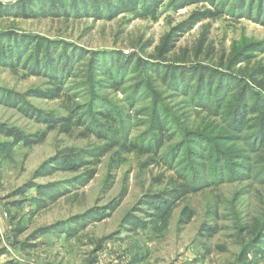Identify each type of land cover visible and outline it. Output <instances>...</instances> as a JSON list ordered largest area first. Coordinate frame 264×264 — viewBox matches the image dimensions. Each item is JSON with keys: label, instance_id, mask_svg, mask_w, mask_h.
I'll return each mask as SVG.
<instances>
[{"label": "rangeland", "instance_id": "rangeland-1", "mask_svg": "<svg viewBox=\"0 0 264 264\" xmlns=\"http://www.w3.org/2000/svg\"><path fill=\"white\" fill-rule=\"evenodd\" d=\"M23 1L0 0V4ZM39 2L36 0L37 7ZM32 4L30 2L26 6ZM164 6L165 2L148 16L125 12L113 19L98 21H92L90 17L33 18L0 14L2 32H27L79 44L88 51L104 50L107 52L97 57L94 65L103 68L110 59L109 66L115 65L113 70L126 72L124 83L114 90L102 69L94 72L88 69L94 58L85 54L80 65L75 67L76 74L64 82L60 97L51 99L36 93L53 88L46 77L28 73L20 67L0 65V90L11 92L10 100L17 103L0 102V250L5 252L0 255V264H238L237 257L250 241L252 243L260 225L264 224V182L251 178L261 172L264 150L253 152L248 145H241L239 139H217L238 134L230 122L223 119L227 109L217 115L196 110L186 96L160 82L157 73L147 68L125 69L131 58L109 55L108 52L135 54L148 63L182 59L191 65L228 68L243 78L242 81H233L236 85L232 91L234 99L242 88L246 91V86L264 92V24L223 13L169 37L173 26L186 21L192 13L211 6L192 3L178 10ZM66 47L68 52H72L73 48ZM26 49L27 46L23 53ZM238 51H242L241 62L229 65ZM52 53L57 56L54 63L59 64L66 51L55 45ZM29 54L27 57H32ZM135 62L136 58L132 66ZM43 63H48V60L43 59ZM159 71V75L164 76V71ZM166 72L172 74L169 70ZM183 75L187 76L179 81L181 85H184L186 77H209L205 73L194 72ZM90 97L111 100L115 107L126 108L129 113L133 108L134 111L140 109V114L132 113L131 135L148 128L159 99L158 105L166 110L170 119L168 128L174 126L170 128V131H175L172 144L183 136L184 129L203 130L201 122L209 120L214 129L206 132L216 138L221 148L229 146L231 151H237L240 156L236 155V159L248 169L242 168L238 174L250 177L230 180L227 174L231 169L227 167V179L224 176V180L215 185L205 177V171L199 169L202 171L197 179L205 180L207 186L183 195L168 207L165 202L156 201L159 207L151 209L150 213V206L140 201L147 194L169 191L172 188L169 180L175 176V169L160 160L153 163L157 158L150 159L149 154L116 145L102 157L91 180L71 188L69 193L57 196L55 200L43 199L35 188L17 193V189L33 180L37 185L64 184L65 180L92 166L84 165L77 172L66 167L54 169L38 177H35V170L60 152L82 153L103 144V140L92 135L84 137L81 128L72 126L70 121L62 120L47 128L45 123L26 115L22 108L60 116L76 115L79 110L86 109ZM3 130L30 136L44 132V136L27 144L14 141V137ZM180 157L183 160L176 166L184 171L195 170L192 168L194 160H197L196 154L185 150L176 160ZM149 159L151 161L146 163ZM107 173H111L113 178L104 185ZM64 188L68 189L66 185ZM122 188H126V192L120 197ZM107 205H110L109 209H106ZM89 209L101 210L104 217L77 226L78 216ZM131 212L138 218L136 226L124 220ZM206 226L216 228L212 235L204 230ZM43 227L47 228L46 231L31 237ZM52 228L58 230L51 231ZM70 228H74L71 234L68 233ZM248 256L250 263L247 264H264V244L262 247L260 244L257 253Z\"/></svg>", "mask_w": 264, "mask_h": 264}, {"label": "trees", "instance_id": "trees-1", "mask_svg": "<svg viewBox=\"0 0 264 264\" xmlns=\"http://www.w3.org/2000/svg\"><path fill=\"white\" fill-rule=\"evenodd\" d=\"M39 7L36 5V0H24L23 2L15 3H4L0 4V14L12 15L17 17H59V18H72L79 19L81 17H90L92 21L108 20L113 19L118 15H122L125 12H129L135 16H148V13H154L157 8L165 2V6L174 10L183 8L186 5L192 3H200L205 5L206 3L211 8H205L201 11H197L188 16V19L178 25L172 27L169 32L170 34L177 35L184 28L190 27L197 24L205 19L214 18L223 13H228L235 18H249L264 24V0H38ZM32 2V5H28ZM164 6V7H165ZM14 7V8H13ZM22 7V8H20ZM13 8V11L11 9ZM17 8V10H15ZM21 9V11H19ZM152 13V14H153ZM178 39V38H177ZM175 40V39H174ZM177 41V40H176ZM175 41V44H176ZM9 43V45H8ZM7 44V45H6ZM55 45L63 47L66 54L59 60V64H55L54 53H52ZM27 46V49L23 53V49ZM66 46L72 49V52H68ZM174 48V45L171 49ZM31 54H29L30 52ZM86 48L79 44H74L59 39H51L47 36L33 35L27 32L17 31H0V65L20 67L26 70L28 73L42 75L47 78V81L53 86L49 91L43 92L38 91L37 95L46 96L51 99L60 97L59 91L64 88L63 84L67 77H70L75 73V67L80 65L85 54H89L90 57L94 58L92 65L88 66V69L93 71L95 69H102L109 80L111 87L114 90H118L124 83V76L126 72L122 70L116 72L113 70V66H109L110 59L106 61L103 68L94 65L97 57L105 54L107 51L104 50H93L88 51ZM242 51L236 52L229 65H236L241 62L243 55ZM109 55H122V57H130L127 68L136 67L138 69H150L152 72L157 73V78L160 82L164 83L166 87L178 91L188 99L190 105L196 109L206 112L209 115H217L222 113L223 110L227 109V114L223 116L230 122V126L233 130H236L238 134H229L230 138L220 136L217 139H225V141H233L239 139L241 145H248L251 151L258 152L264 150V92L255 90L249 86L242 88L234 97L232 91L236 89V85L233 81H242L241 75L233 73L228 68L219 69L212 67H204L203 65H191L185 60L179 59L176 62H167L163 59L157 60V62L148 63L146 60L137 57L135 54L125 55L122 51H110ZM29 54L32 57H27ZM28 55V56H29ZM44 57V58H43ZM136 58L134 66H132L133 59ZM48 60V63L42 65V60ZM31 63V64H30ZM45 65V66H44ZM44 66V67H43ZM130 70V69H129ZM159 70H163L164 76H160ZM171 71L165 73V71ZM213 70V71H212ZM205 73L209 77H186L184 85L179 84L182 78L187 75L183 73ZM206 78V79H205ZM250 92V94H248ZM11 92L8 90H0V102L2 104H17L10 100ZM132 101L136 102L135 99L131 98ZM159 99H157V108L152 116L151 122L144 130L140 131L136 135L132 134L131 118L132 113L140 114L141 110H132L131 113L127 112L126 108H117L111 103V100L101 97H90L87 102L85 110H79L76 115L68 114L67 116H60L57 114L42 112V111H30L22 110L37 122H43L47 128H52L59 121H66L72 126L81 128L82 135L88 137L90 135L103 140V144L96 146L93 150L82 153H58V155L49 158L38 166L35 170V177L42 176L52 172L54 169H69L77 172L84 165H91L92 167L86 168L83 172L67 179L64 184H53L48 183L47 185L34 184V180L26 183L22 188L17 189V193H22L25 189L35 188L36 192L43 197V199L55 200L57 196L64 195L70 192L71 188L77 185H84L94 177L95 169L100 163L103 156H105L111 147L116 145H122L124 148L134 149L137 152L149 154L150 159H155L153 163L160 162L167 165L168 167L174 168L175 176L172 181V188L169 191L157 194H147L146 200L140 201L151 209H158L157 202H165L166 207L170 206L171 203L186 195L188 193L195 192L200 188H204L208 185L205 180L197 179V176L203 169L204 175L207 179L210 178L211 182L215 185L224 180L225 169L227 167L230 170L227 176L230 180L249 178L250 176L238 174L242 171V168L248 171L247 166L236 159V155H239L237 151H231L230 148H221L217 144L216 138L210 136L207 131L214 129L213 123L201 122L203 130L190 129L183 130V136L177 139V142L172 144L173 134L175 131H170L174 126L168 128L170 119L168 118L167 112L164 108L158 105ZM21 103V102H20ZM22 104V103H21ZM130 105L134 106V104ZM25 105V104H22ZM20 107V106H19ZM222 108V109H221ZM134 111V112H133ZM71 117V118H70ZM204 123V124H203ZM176 127L178 124H175ZM180 127L181 124H179ZM178 128V127H177ZM184 128V127H182ZM4 131V130H3ZM7 135L13 136L14 141L22 143H33L37 139H42L44 132L39 134L26 135L11 130L4 131ZM166 146H168L166 148ZM187 152L197 156L195 166L192 168L194 171L182 170L177 163L182 162L183 157L178 160L177 157L180 154ZM202 151L205 153L202 154ZM66 154V155H65ZM240 156V155H239ZM87 157V158H85ZM148 160L146 163H149ZM205 160V162H204ZM264 163V160L261 161ZM261 163V164H262ZM210 167H209V166ZM208 167V168H207ZM259 176L253 175L251 177L254 181L264 182V165L260 169ZM253 173H256L252 170ZM225 176V179H227ZM113 175L107 173L104 179V185L108 184ZM261 178V179H259ZM65 185L68 189H65ZM106 187V186H105ZM65 189V190H63ZM126 188H122L120 197L125 195ZM165 195L166 198H161ZM161 198V199H160ZM155 205V206H154ZM110 205L106 206L109 209ZM105 209V213L107 210ZM104 212L98 209H89L85 213L78 216L75 221L77 226H83L86 222H93L97 219L103 218ZM74 219V218H73ZM126 223H130L133 226L139 224L138 218L133 214L129 213L125 219ZM74 222V221H72ZM47 228H38L34 235L35 238L40 233L46 231ZM216 228L206 226L204 230L207 234L212 235ZM58 230V228H52L51 231ZM74 228L68 229V233H72ZM264 244V224L260 225V230L254 235L252 243L248 244L242 254L237 257L238 264L250 263L249 254H255L258 252V247ZM4 250H0V255L4 254Z\"/></svg>", "mask_w": 264, "mask_h": 264}]
</instances>
